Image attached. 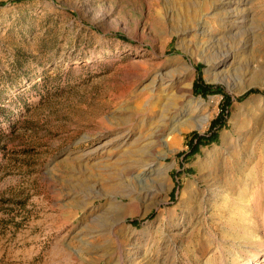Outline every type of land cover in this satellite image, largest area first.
I'll list each match as a JSON object with an SVG mask.
<instances>
[{
    "label": "rangeland",
    "instance_id": "obj_1",
    "mask_svg": "<svg viewBox=\"0 0 264 264\" xmlns=\"http://www.w3.org/2000/svg\"><path fill=\"white\" fill-rule=\"evenodd\" d=\"M9 1L0 0V264H264V0ZM156 74H174L170 88L190 89L211 119L204 131L176 128L171 147L162 138L155 175L127 173L142 130L121 141L138 105L127 100ZM196 81L221 93H196ZM194 134L207 141L192 155ZM146 185L164 191L153 205L124 191Z\"/></svg>",
    "mask_w": 264,
    "mask_h": 264
},
{
    "label": "bare ground",
    "instance_id": "obj_2",
    "mask_svg": "<svg viewBox=\"0 0 264 264\" xmlns=\"http://www.w3.org/2000/svg\"><path fill=\"white\" fill-rule=\"evenodd\" d=\"M244 1H245L244 3H246V0ZM240 2L242 1L239 0V3ZM226 61H227V57H224L223 60L219 61L218 63L210 62V67L211 66L215 67L218 65L225 66V64H227ZM263 63H264V59H263ZM173 78H174V74L167 75L166 77L162 74H156L152 77L148 86H144L140 89H137L134 94H131L128 97V100H127L128 102L137 101L138 105L136 106V109L134 111H131V114L129 117H127V120L125 119L122 121L121 123L122 132L120 133L121 134L120 139L122 142L126 143L129 140V137L131 136L132 128H134L138 124H139L138 126L141 127L140 129L142 130L141 132H139V137L137 138L138 140L136 139L137 141L135 140V144H133L134 149L132 151L136 153L135 159L133 161L124 160V163H125L124 169L127 173L134 171L137 173V175H139L140 173H143L142 171H145L144 170L145 167H148L146 171L148 175H155V173H157L156 169H154V166L156 164L155 165L153 164L157 162L159 163V165H162V161L158 160V158L155 156L154 150L157 146L160 145L162 138L166 137L165 142H167V145L171 147L176 142L175 141L176 137L171 136L174 130L176 131V128L179 132L181 131V127L183 126H185L188 129H197L199 131H204L209 124L211 116L204 115L203 110L201 109V106H200V102H195L193 104V101L190 100L192 99L190 89L186 90V92L183 94H178V91L174 92L175 89L173 90L172 88H170V87H173ZM165 80L168 81L166 85H164L166 82ZM262 81H263V77H261L259 82L249 83L246 85V87L260 85ZM154 87H155L154 92H156V90H159L158 91L159 94L162 97H164L162 99V101H164L163 103H161L160 101H155L154 99L155 96H153L154 93H152ZM244 88H241L237 92L238 93L242 92ZM170 92H172V94ZM127 95L128 94L125 91L119 96L125 99ZM114 100L115 99H113V102L111 104L113 106L116 105ZM255 101L260 103L262 99L257 97ZM129 109L130 108H124L123 110L126 111L125 113H128ZM149 113L155 114V115L153 116L154 117L153 119H151L149 122H146L144 117L146 115L148 116ZM112 120L114 119L113 118H102L100 122L102 126L107 127L109 123L111 124ZM235 121H236V118L234 115L230 119V123L233 125V129L231 132L225 133L221 136V146L225 147L231 144L232 141L230 139H231V136L233 137ZM164 174L165 175L167 174L166 170L165 171L163 170V172L159 173V176H160V180L166 183L167 177L164 176ZM93 189L94 188L91 187L90 190H93ZM186 189L193 191V182L189 181L185 185L184 190ZM124 191H126L127 193L129 192L131 197H134V198L142 197L143 200H146L149 205L155 204L154 202L155 199L159 196H162V194L164 193V191L162 192L158 188V186L156 187L155 185L153 187L146 185V187H142L140 189H124ZM165 193H166V190H165ZM77 196L78 198L85 197V196L90 198L93 195H92V192L90 193L88 192V193H80ZM131 200L134 201V199H131ZM165 200L167 199L163 198L161 202L162 201L165 202ZM124 216L125 214H123L122 219H124ZM109 221L110 220L105 219V222L109 224V227L111 230V227L115 222H109ZM103 231L108 232L109 230L106 228L104 230V228H101L100 226H98L96 227V231L94 232H97L98 235H101ZM111 232L112 231H110V233ZM206 243L208 245H211L209 247H215V244L213 242H206ZM86 245L87 244L85 243L84 246ZM117 247L121 248V244L118 243ZM100 249L101 248L99 249L95 248V250L93 251V255L96 254V252L98 253ZM103 251L105 253V249H103ZM208 251H210V249L206 248V250L203 252L207 253Z\"/></svg>",
    "mask_w": 264,
    "mask_h": 264
},
{
    "label": "trees",
    "instance_id": "obj_3",
    "mask_svg": "<svg viewBox=\"0 0 264 264\" xmlns=\"http://www.w3.org/2000/svg\"><path fill=\"white\" fill-rule=\"evenodd\" d=\"M24 0H10L9 3H18V2H22ZM6 3H0V6L1 5H5ZM193 89L196 93H199L203 96L207 95V94H212V93H221L219 89H213L212 87L210 86H204L200 81H196L193 85ZM229 101L230 99L227 98V96H225V105H228L229 104ZM225 109L222 110V114L219 116V118L216 120V122H221L223 120V112H224ZM216 122H213V127L215 125ZM196 138H198V142L195 143L193 146H192V151H191V154L194 155L197 153L198 151V147L200 144H204L207 140L204 139V138H199L198 135L194 134L193 135ZM211 139L213 140H216L217 139V133H214L211 137Z\"/></svg>",
    "mask_w": 264,
    "mask_h": 264
}]
</instances>
